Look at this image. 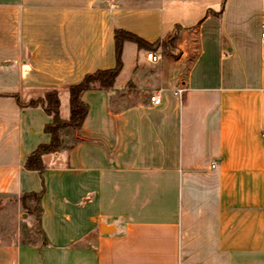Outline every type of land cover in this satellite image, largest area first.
Masks as SVG:
<instances>
[{
  "label": "crops",
  "instance_id": "crops-1",
  "mask_svg": "<svg viewBox=\"0 0 264 264\" xmlns=\"http://www.w3.org/2000/svg\"><path fill=\"white\" fill-rule=\"evenodd\" d=\"M263 24L264 0H0L1 208L42 190L25 164L51 142L17 98L57 90L69 120L116 29L162 57L126 42L114 90L83 94L82 128L44 156L48 246L0 240V264H264Z\"/></svg>",
  "mask_w": 264,
  "mask_h": 264
},
{
  "label": "trees",
  "instance_id": "trees-1",
  "mask_svg": "<svg viewBox=\"0 0 264 264\" xmlns=\"http://www.w3.org/2000/svg\"><path fill=\"white\" fill-rule=\"evenodd\" d=\"M177 38L178 33L176 32L170 40L172 45ZM126 42L134 43L139 49L147 52L157 50L160 45V43L150 44L132 33L116 29V66L113 69L101 70L93 74H88L80 84L67 87L70 95L69 120H63L61 117V100L60 94L57 90L47 92L43 98L32 99L25 103L17 98V102L21 107L41 108L53 119L52 124L45 128L46 133L51 136V142L48 145L39 146L36 151L31 154L25 164V168L28 171H36L40 174L43 188L39 193L24 194L19 199L22 208L27 211L31 217L35 218L38 229V231L32 234L31 238H29L28 241H24L23 244L38 247L48 246V239L43 232L41 224L43 214L41 200L45 193L43 174L46 170V165L44 164V156L61 152L66 148L65 137L69 134H74L76 131H80L82 128L89 112L88 106L82 100V96L85 92L90 90H104L111 92L114 90L116 80L120 76L124 67L123 51ZM38 236L41 237V242L39 241Z\"/></svg>",
  "mask_w": 264,
  "mask_h": 264
},
{
  "label": "rangeland",
  "instance_id": "rangeland-1",
  "mask_svg": "<svg viewBox=\"0 0 264 264\" xmlns=\"http://www.w3.org/2000/svg\"><path fill=\"white\" fill-rule=\"evenodd\" d=\"M134 47V46H133ZM130 53V52H129ZM127 77L120 78L117 88H122ZM46 94V93H45ZM45 94L42 97L45 96ZM66 95V96H65ZM115 97V96H113ZM37 98V99H39ZM63 115L70 117V95H63ZM72 139V135L70 136ZM0 207V240L9 242L17 240L20 242L28 241L32 234L38 231L35 218L31 217L15 199L6 198ZM34 237V236H33ZM41 242V237L38 236Z\"/></svg>",
  "mask_w": 264,
  "mask_h": 264
},
{
  "label": "built area",
  "instance_id": "built-area-1",
  "mask_svg": "<svg viewBox=\"0 0 264 264\" xmlns=\"http://www.w3.org/2000/svg\"><path fill=\"white\" fill-rule=\"evenodd\" d=\"M261 39H262V42L264 43V24L262 25V31H261ZM147 59L154 63V64H157V63H160L161 60H162V57L161 55H158L156 52L154 51H149L147 52ZM183 92L182 89H179L175 92L176 95H180L181 93ZM151 102L155 105H159L161 103V99L159 96H154V97H151Z\"/></svg>",
  "mask_w": 264,
  "mask_h": 264
}]
</instances>
